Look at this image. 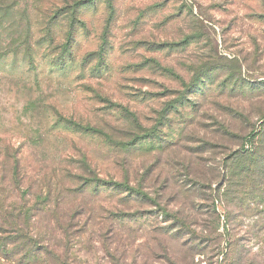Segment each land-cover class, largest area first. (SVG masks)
<instances>
[{
	"label": "rangeland",
	"instance_id": "374dc122",
	"mask_svg": "<svg viewBox=\"0 0 264 264\" xmlns=\"http://www.w3.org/2000/svg\"><path fill=\"white\" fill-rule=\"evenodd\" d=\"M263 122L264 0H0V199L63 264H264Z\"/></svg>",
	"mask_w": 264,
	"mask_h": 264
},
{
	"label": "trees",
	"instance_id": "16d2710c",
	"mask_svg": "<svg viewBox=\"0 0 264 264\" xmlns=\"http://www.w3.org/2000/svg\"><path fill=\"white\" fill-rule=\"evenodd\" d=\"M133 121H136L134 117ZM261 125H264V122ZM253 133L254 131L248 136L252 137ZM248 143L250 145L251 141ZM241 150L243 152L235 151L225 160L223 168L226 174L228 172L227 162L231 161V167L237 166V164L240 163L239 160L248 157V150H244V148ZM250 156H253V153ZM252 164L253 163L250 164V167ZM14 170L16 172L17 169ZM250 170L251 168H245L244 171L248 172ZM226 174H224L225 178ZM236 176L235 171L230 174L229 179L231 180V186L236 185L234 180ZM95 182L99 183L100 181L97 179ZM110 183L112 185L111 187L117 191L130 192L132 189L123 182ZM5 200L6 197L2 200L0 199V262L2 258H4L14 264H22L23 262L26 264H63L61 263L60 256L54 252L50 245H47L46 242L41 241L31 234L30 225L32 220L31 216L29 217L31 208L27 207L26 204L22 202H12L5 206ZM58 224L59 221L56 220L54 225L56 230L58 229ZM60 226H62L61 223ZM203 242L205 241H202V243ZM54 247H56V245H54ZM223 262V264H240L241 259H233L232 261L230 259L229 261L225 259Z\"/></svg>",
	"mask_w": 264,
	"mask_h": 264
}]
</instances>
